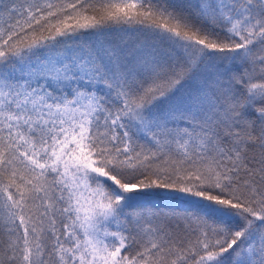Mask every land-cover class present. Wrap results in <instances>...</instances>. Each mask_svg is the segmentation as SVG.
<instances>
[{
    "label": "snow or ice",
    "instance_id": "6c2138e0",
    "mask_svg": "<svg viewBox=\"0 0 264 264\" xmlns=\"http://www.w3.org/2000/svg\"><path fill=\"white\" fill-rule=\"evenodd\" d=\"M0 264H264V0H0Z\"/></svg>",
    "mask_w": 264,
    "mask_h": 264
}]
</instances>
